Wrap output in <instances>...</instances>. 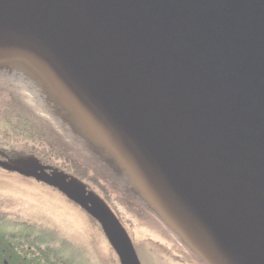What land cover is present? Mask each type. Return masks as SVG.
I'll list each match as a JSON object with an SVG mask.
<instances>
[{"label": "water", "instance_id": "water-1", "mask_svg": "<svg viewBox=\"0 0 264 264\" xmlns=\"http://www.w3.org/2000/svg\"><path fill=\"white\" fill-rule=\"evenodd\" d=\"M16 59L203 264H264V0H0V62ZM0 166L64 193L120 264H142L81 180Z\"/></svg>", "mask_w": 264, "mask_h": 264}, {"label": "rangeland", "instance_id": "rangeland-1", "mask_svg": "<svg viewBox=\"0 0 264 264\" xmlns=\"http://www.w3.org/2000/svg\"><path fill=\"white\" fill-rule=\"evenodd\" d=\"M15 65L18 66L11 61L0 62V160L35 158L53 169L82 177L76 178L104 199L117 215L142 264H203L153 209L166 233L148 219L138 218L136 207L127 208L117 192L90 177L85 149H96L75 113L56 102L43 86H37L33 82L37 78L27 79L19 73ZM71 144L76 150L71 151ZM0 195L4 196L0 201L7 213V231L38 235L37 243L43 248L56 245L61 258L69 264H120L98 222L58 189L0 167ZM25 221L32 224L28 230L23 228ZM142 229L148 231L145 237L140 234Z\"/></svg>", "mask_w": 264, "mask_h": 264}, {"label": "trees", "instance_id": "trees-1", "mask_svg": "<svg viewBox=\"0 0 264 264\" xmlns=\"http://www.w3.org/2000/svg\"><path fill=\"white\" fill-rule=\"evenodd\" d=\"M75 140L78 142L80 141V138H75ZM91 145L94 149H96V151L93 149L89 150L90 148L85 149V151H87L86 161L90 167L88 170H91L92 172L90 177L96 182L99 181L98 183L101 182L107 184V187L117 192L120 197L121 204L127 205V208H129L130 205L133 207V209L136 207L139 214H136L138 218L148 219L150 221L149 223H151L155 228L161 230L163 233H166L165 227L157 219L154 212H152L151 206L146 202L141 193L130 183L127 173L122 168H120L114 159L106 154L100 147L93 144ZM70 148L71 151L72 149L76 150L72 144ZM67 174L82 179V177L78 175L75 176L71 173ZM88 189L90 188L88 187ZM139 225L142 228L144 226L141 223H139ZM147 233L148 231L143 229L140 232L143 237H145ZM197 258L199 257L197 256Z\"/></svg>", "mask_w": 264, "mask_h": 264}, {"label": "flooded vegetation", "instance_id": "flooded-vegetation-1", "mask_svg": "<svg viewBox=\"0 0 264 264\" xmlns=\"http://www.w3.org/2000/svg\"><path fill=\"white\" fill-rule=\"evenodd\" d=\"M2 197L4 196L0 195ZM2 205L4 204L0 201V222L4 221L6 224L0 225V264H69L68 260L61 258L56 245L43 248L37 243L35 236L38 235L26 234L25 231H7V213L3 212ZM23 226L28 230L27 227H32V224L25 221Z\"/></svg>", "mask_w": 264, "mask_h": 264}, {"label": "bare ground", "instance_id": "bare-ground-1", "mask_svg": "<svg viewBox=\"0 0 264 264\" xmlns=\"http://www.w3.org/2000/svg\"><path fill=\"white\" fill-rule=\"evenodd\" d=\"M9 59H12V58L9 57ZM11 62L14 64H17L19 66V68H20L19 73L23 74L27 79L33 80L34 78H37V80L36 81L33 80V82L39 87L43 86L44 88H46L50 92V94L54 98V100L58 101L59 98H63L62 95L59 94V92L57 90L53 89L54 90L53 91L47 87V84L44 82V77H42V75L38 71H35V70H33V68L29 67V64L27 63V61L16 59V60H13ZM26 65H28V67ZM18 66L15 65V68L19 69ZM15 68H13L12 70L16 71Z\"/></svg>", "mask_w": 264, "mask_h": 264}]
</instances>
